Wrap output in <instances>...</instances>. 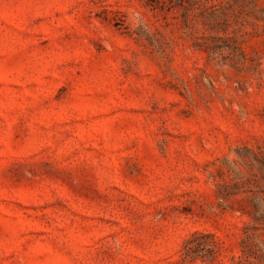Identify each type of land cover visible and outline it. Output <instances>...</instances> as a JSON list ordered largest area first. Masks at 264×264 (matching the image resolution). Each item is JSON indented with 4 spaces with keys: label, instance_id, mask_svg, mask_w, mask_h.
<instances>
[{
    "label": "rangeland",
    "instance_id": "obj_1",
    "mask_svg": "<svg viewBox=\"0 0 264 264\" xmlns=\"http://www.w3.org/2000/svg\"><path fill=\"white\" fill-rule=\"evenodd\" d=\"M0 264H264V0H0Z\"/></svg>",
    "mask_w": 264,
    "mask_h": 264
}]
</instances>
